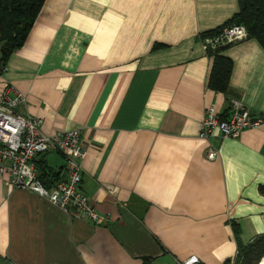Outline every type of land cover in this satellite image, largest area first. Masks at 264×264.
Wrapping results in <instances>:
<instances>
[{"label": "crops", "instance_id": "1", "mask_svg": "<svg viewBox=\"0 0 264 264\" xmlns=\"http://www.w3.org/2000/svg\"><path fill=\"white\" fill-rule=\"evenodd\" d=\"M239 10V0L44 1L0 91L23 93L20 112L45 134L82 132L80 187L108 221L71 219L0 176L4 264H234L240 245L264 237V123L237 139L200 137L210 105L264 112L256 40L223 52L234 64L225 94L208 86L201 36ZM36 162L52 182L66 178L62 154Z\"/></svg>", "mask_w": 264, "mask_h": 264}, {"label": "built area", "instance_id": "2", "mask_svg": "<svg viewBox=\"0 0 264 264\" xmlns=\"http://www.w3.org/2000/svg\"><path fill=\"white\" fill-rule=\"evenodd\" d=\"M246 39V28L233 25L202 43L207 51ZM25 105L26 96L14 85L6 83L0 91V176L15 189L26 190L47 199L71 219L91 221L97 226L105 225L108 219L93 207L80 187L83 163L88 157L82 132L73 129L47 135L43 132L42 120L20 112ZM263 123L264 112L254 114L241 100L232 99L227 114L220 112L215 105L205 109L200 137L209 140L218 132L223 139H237L243 131L257 129ZM48 153L62 154L66 164V178L51 187L40 179L36 162L39 156ZM216 154V150L207 152L210 159L215 158ZM182 264L202 263L197 256H191Z\"/></svg>", "mask_w": 264, "mask_h": 264}, {"label": "trees", "instance_id": "3", "mask_svg": "<svg viewBox=\"0 0 264 264\" xmlns=\"http://www.w3.org/2000/svg\"><path fill=\"white\" fill-rule=\"evenodd\" d=\"M45 0H0V72L6 69L9 58L26 42ZM240 10L223 26L202 34V41L221 34L233 25L244 26L248 39L256 40L264 49V0H239ZM231 45L208 49L207 55L213 59L208 86L215 92L225 94L230 86L233 61L223 55ZM40 179L51 187L56 182L46 175L38 164ZM42 170V172L40 171ZM241 244V243H240ZM264 258V237L248 246H239L234 264H256ZM151 260L145 259L148 264ZM0 258V264H4Z\"/></svg>", "mask_w": 264, "mask_h": 264}, {"label": "bare ground", "instance_id": "4", "mask_svg": "<svg viewBox=\"0 0 264 264\" xmlns=\"http://www.w3.org/2000/svg\"><path fill=\"white\" fill-rule=\"evenodd\" d=\"M261 264H264V259L261 261Z\"/></svg>", "mask_w": 264, "mask_h": 264}, {"label": "rangeland", "instance_id": "5", "mask_svg": "<svg viewBox=\"0 0 264 264\" xmlns=\"http://www.w3.org/2000/svg\"><path fill=\"white\" fill-rule=\"evenodd\" d=\"M262 260V259H261ZM261 260L259 262H257L256 264H259L261 262Z\"/></svg>", "mask_w": 264, "mask_h": 264}]
</instances>
